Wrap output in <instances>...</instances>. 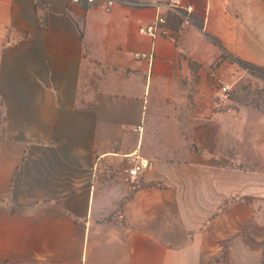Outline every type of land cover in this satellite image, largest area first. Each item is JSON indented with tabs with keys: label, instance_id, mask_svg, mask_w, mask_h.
Masks as SVG:
<instances>
[{
	"label": "crops",
	"instance_id": "obj_1",
	"mask_svg": "<svg viewBox=\"0 0 264 264\" xmlns=\"http://www.w3.org/2000/svg\"><path fill=\"white\" fill-rule=\"evenodd\" d=\"M167 1L0 0V264H264V0Z\"/></svg>",
	"mask_w": 264,
	"mask_h": 264
},
{
	"label": "built area",
	"instance_id": "obj_2",
	"mask_svg": "<svg viewBox=\"0 0 264 264\" xmlns=\"http://www.w3.org/2000/svg\"><path fill=\"white\" fill-rule=\"evenodd\" d=\"M37 4L41 6H47L48 0H35ZM73 2H80L81 0H72ZM87 3H93L94 0H85ZM115 0H103V7L105 10H109L114 4ZM166 13H157L154 19L147 25H142L138 28L140 34H146L151 38H155L157 35L165 36L169 39H176L178 34L182 32L186 27L192 24V13L193 7L191 4H185L179 0H168ZM170 16H174L177 20V26H172L170 22ZM135 57H147L150 59V56L145 54H134ZM246 70L250 71L248 68ZM254 75L259 76L264 84V70L262 72H252ZM220 94L218 98H222L227 102H234L231 99V88L229 85H222L218 88ZM147 166L146 161H140L134 163L127 172V181L129 184H136L139 173L144 170Z\"/></svg>",
	"mask_w": 264,
	"mask_h": 264
},
{
	"label": "rangeland",
	"instance_id": "obj_3",
	"mask_svg": "<svg viewBox=\"0 0 264 264\" xmlns=\"http://www.w3.org/2000/svg\"><path fill=\"white\" fill-rule=\"evenodd\" d=\"M246 76L237 91H232L231 99L234 103L255 107L264 113V84L259 76ZM222 86V85H221Z\"/></svg>",
	"mask_w": 264,
	"mask_h": 264
},
{
	"label": "trees",
	"instance_id": "obj_4",
	"mask_svg": "<svg viewBox=\"0 0 264 264\" xmlns=\"http://www.w3.org/2000/svg\"><path fill=\"white\" fill-rule=\"evenodd\" d=\"M170 18V22L171 23H173V22H177V20H176V18L174 17V16H170L169 17ZM174 24V23H173ZM176 24V23H175ZM177 25V24H176ZM209 38L211 39V41L213 42V43H215L217 46H219V47H222L221 46V44H220V42L215 38V37H213V36H209ZM237 62L242 66V67H244V68H248L250 71H252V72H262V70L263 69H261V68H257V67H255V66H252L251 64H248V63H246V62H244V61H242V60H237ZM1 118V117H0ZM1 120V119H0ZM218 164H222V165H225V163H223V162H219ZM256 167V165H253V166H250V168L251 169H253V168H255Z\"/></svg>",
	"mask_w": 264,
	"mask_h": 264
}]
</instances>
